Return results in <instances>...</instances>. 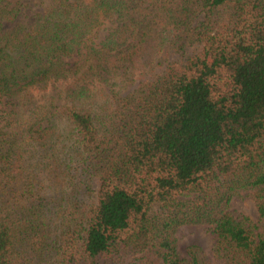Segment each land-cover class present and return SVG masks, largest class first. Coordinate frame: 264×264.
<instances>
[{
    "label": "trees",
    "instance_id": "1",
    "mask_svg": "<svg viewBox=\"0 0 264 264\" xmlns=\"http://www.w3.org/2000/svg\"><path fill=\"white\" fill-rule=\"evenodd\" d=\"M20 1L0 0V264H206L179 255L190 225L264 264L229 212L249 192L264 220V0H58L10 28Z\"/></svg>",
    "mask_w": 264,
    "mask_h": 264
},
{
    "label": "rangeland",
    "instance_id": "2",
    "mask_svg": "<svg viewBox=\"0 0 264 264\" xmlns=\"http://www.w3.org/2000/svg\"><path fill=\"white\" fill-rule=\"evenodd\" d=\"M58 0H23L19 4L22 6V13L16 24L11 25H32L37 21L38 16L44 14L50 7L54 6ZM71 2L74 0H70ZM18 0H14L17 3ZM228 13L218 16L222 24L227 22ZM39 19V18H38ZM114 28L109 24L105 31L101 33L100 39H104ZM134 87L131 86L130 90ZM94 191L97 190V179L92 181ZM95 196V194H94ZM231 212L237 219L250 220L255 234L264 236V220L260 217L255 201L250 197L249 192H241L235 196L230 205ZM177 250L184 259L197 257L206 264H228L224 258L216 254V240L207 226H182L176 232Z\"/></svg>",
    "mask_w": 264,
    "mask_h": 264
}]
</instances>
